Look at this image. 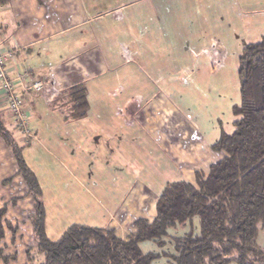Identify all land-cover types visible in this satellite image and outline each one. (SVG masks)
I'll return each mask as SVG.
<instances>
[{
	"label": "crops",
	"instance_id": "obj_1",
	"mask_svg": "<svg viewBox=\"0 0 264 264\" xmlns=\"http://www.w3.org/2000/svg\"><path fill=\"white\" fill-rule=\"evenodd\" d=\"M207 1L159 6L158 0H0V51L14 53L7 69L28 116L37 118L36 127L28 124L31 137L44 127L39 110L46 103L61 116L50 131L64 132L59 140L71 163L79 156L72 164L79 163V179L113 181L107 195L118 200L112 201L107 227L120 236L138 218L155 217L159 194L168 182L181 180L178 174L195 182L196 172L207 173L223 157L202 136L183 99L173 97L184 82L202 81L201 57L214 60L207 41L198 44L200 33L191 27L194 19L204 20ZM33 80L45 87L29 90L25 85ZM159 84L166 89L158 91ZM78 85L89 102L82 117L72 115L69 99ZM0 123L16 143L29 144L1 87ZM18 170L14 150L0 134V198L29 195Z\"/></svg>",
	"mask_w": 264,
	"mask_h": 264
},
{
	"label": "trees",
	"instance_id": "obj_2",
	"mask_svg": "<svg viewBox=\"0 0 264 264\" xmlns=\"http://www.w3.org/2000/svg\"><path fill=\"white\" fill-rule=\"evenodd\" d=\"M240 103L235 105L234 131L221 132L212 149L223 157L207 173L196 172L195 182L170 181L159 194L156 215L138 218L126 236L114 228L75 223L52 240L45 230L42 203L37 200V251L39 264H264V248L258 241L264 232V35L245 44L239 59ZM72 115L84 116L89 108L86 89L69 90ZM0 134L16 156L19 174L24 163L18 144L0 123ZM28 192L38 183L23 169ZM30 194V192L28 193ZM18 198V197H17ZM17 198L13 199L15 201ZM7 205L0 206V243L11 223ZM199 218V230L170 234L176 227ZM153 241L159 251L144 252L141 245ZM264 245V242H263ZM0 247V258H3ZM28 260L33 259L31 252Z\"/></svg>",
	"mask_w": 264,
	"mask_h": 264
},
{
	"label": "rangeland",
	"instance_id": "obj_3",
	"mask_svg": "<svg viewBox=\"0 0 264 264\" xmlns=\"http://www.w3.org/2000/svg\"><path fill=\"white\" fill-rule=\"evenodd\" d=\"M167 1L169 0H164L162 4L161 0H158V5L165 6ZM207 6L208 13H202L204 20L194 19L191 21V27L200 33L198 44L207 41L214 60L208 55L201 57V78L197 80L202 81L184 82L181 84L182 92L173 93V97L183 99L181 104H185L190 114H194V122L211 145L219 139L221 132L234 131L233 123L236 118L233 108L241 100L239 59L245 44L257 42L264 35V0H211ZM193 44L194 48H197L195 42ZM154 86L158 87V91L166 89V84ZM39 115L45 123L44 127H38L29 144L17 143V150L24 163L20 175L24 178V169L29 176H33L38 186L37 189L29 191L27 196L18 193L0 198V204L7 205L6 217L12 226L6 229L0 243L4 255L0 258V264H39L38 261H41L36 248L38 236L35 224L36 214L39 212L37 200L42 203L45 230L52 240L59 239L65 230L75 223L107 227L112 201L118 200L117 195H107L112 191L113 181L79 179L80 173L75 169H79V163L75 168L72 165L79 160L78 154H74L71 163L66 156L69 149H66L64 141L59 140L63 138L64 132L50 131V124L60 123L61 116L52 112L46 103H41ZM37 122V118L28 117L32 129L36 127ZM153 161H156V157H153ZM73 170L77 172L76 175H73ZM178 176L180 179L186 178L180 174ZM168 180L172 178L169 177ZM155 189L158 192L161 187L156 186ZM99 192L102 195L98 194ZM15 198L17 199L13 201ZM28 200L32 205H29ZM104 203L107 205H103ZM192 221V224L186 227L171 229L170 234L181 236L191 228L197 232L199 218L195 216ZM258 241L264 248V232L259 233ZM141 247L144 252L159 251L153 241H146ZM29 251L33 257L31 260L27 257ZM166 261L167 258L163 256L155 263L165 264ZM229 264L237 262L233 260Z\"/></svg>",
	"mask_w": 264,
	"mask_h": 264
},
{
	"label": "built area",
	"instance_id": "obj_4",
	"mask_svg": "<svg viewBox=\"0 0 264 264\" xmlns=\"http://www.w3.org/2000/svg\"><path fill=\"white\" fill-rule=\"evenodd\" d=\"M13 51H0V87L9 103V110L14 118L18 128L25 137L30 138L32 132L28 126V111L25 100L19 95L16 89V80H14L8 72L7 63L13 58ZM19 79L25 80L26 75L19 76ZM29 90L35 92L41 91L45 84L42 80H33L25 85Z\"/></svg>",
	"mask_w": 264,
	"mask_h": 264
}]
</instances>
